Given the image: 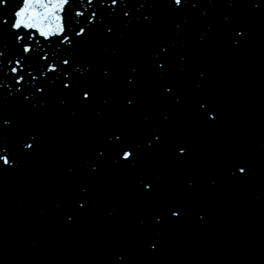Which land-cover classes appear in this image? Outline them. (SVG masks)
Segmentation results:
<instances>
[{
  "label": "water",
  "instance_id": "water-1",
  "mask_svg": "<svg viewBox=\"0 0 264 264\" xmlns=\"http://www.w3.org/2000/svg\"><path fill=\"white\" fill-rule=\"evenodd\" d=\"M173 2L128 0L125 16L123 0L115 12L70 0V43L24 30L34 75L54 61L72 76H26L23 94L8 66L0 76V117L13 121L0 123V154L14 160H0V264H264V0ZM14 32L0 24L9 57Z\"/></svg>",
  "mask_w": 264,
  "mask_h": 264
},
{
  "label": "snow or ice",
  "instance_id": "snow-or-ice-1",
  "mask_svg": "<svg viewBox=\"0 0 264 264\" xmlns=\"http://www.w3.org/2000/svg\"><path fill=\"white\" fill-rule=\"evenodd\" d=\"M94 0H87V4H93ZM104 4L108 6L111 11L115 12L119 5L121 4L122 0H102ZM124 2V15L130 16L131 12L127 9V2L128 0H123ZM174 6L177 7V10H180L183 8L185 3H191L193 7L198 6L199 0H174ZM70 4V0H23V5L20 7H17L14 10V15L11 20V23H9V20L7 16L0 17V24L8 25L10 28L14 29L15 32L13 35L15 38L21 42V52L15 56V57H9L5 55V48L3 46H0V76H3L4 68L5 66H8V75L9 78L13 81L14 84L19 85L17 91L21 92L23 94L24 85L26 83L25 77L27 76V83L31 84L33 81H38L41 76L47 78L48 80H51L52 83H55L56 73L59 70L64 75L71 77L72 71L71 67L64 69L61 68L56 62L51 61L48 64L45 65V71L39 72L37 74H33L34 70L31 67L30 64H28L29 54L33 53V45L31 43H28L25 40V34L24 30L27 31L29 39H34L35 33H39L42 37L46 39H51L53 35H60L62 36V43H70L72 41V37L66 35V26L63 23L64 17L63 13L66 8ZM9 5V0H0V7H3L5 10L7 9V6ZM87 6V5H86ZM116 6V7H113ZM259 6V5H257ZM79 16H85V13L83 11H80L77 13ZM89 26L92 24H95L97 22V12L92 11L88 13V16L86 17ZM102 22V20L100 21ZM35 30V31H33ZM88 29L84 26H81L79 30L75 33L77 36L83 37ZM107 31L109 33L112 32V28L108 27ZM240 35H243L241 32ZM239 43V41H237ZM164 52H167L168 49L164 48ZM43 60L48 61L49 57L47 55H44L41 57ZM158 67L163 69L165 67V63L163 60H159ZM63 65H70V60L68 58H64L62 60ZM77 71H83L82 69H77ZM107 69H105V74H107ZM135 71V69H133ZM49 73H52V76H49ZM15 74V75H11ZM61 85L64 89H71L74 87V84L71 79L62 80ZM9 87H12V85H9ZM3 88V85L0 84V89ZM36 91L39 93L45 92V86L39 85L36 87ZM166 91L168 93H171L173 91V88L171 86L166 87ZM95 92L93 89H82L81 90V99L83 102H91V100L94 98ZM27 99H31V96L27 97ZM66 102V101H65ZM127 103L129 105L133 104V100L129 98L127 100ZM204 107H207V105H204ZM216 113H212V117L215 118ZM0 123L3 125H11L13 123L11 118H4L0 117ZM113 138L115 140H120L121 136L117 134H113ZM34 139V137H33ZM160 136H155V140H159ZM152 141H149V144H151ZM26 148H32V143H26ZM7 150L5 149V152ZM179 153L186 154L187 149L183 146L179 147L178 149ZM135 149L132 146H127L126 148H122L120 150V157L123 161L126 162H132L135 161L136 156L134 155ZM100 155L103 156L104 153L101 151ZM0 160L3 161L4 164H13L14 160L10 159L9 155L7 154H0ZM119 162V161H118ZM240 173L246 174V168L240 167L238 169ZM147 189H152L153 184L147 183L145 185ZM87 191V189H85ZM85 201L81 200L79 202V206L83 208L85 206ZM174 216L179 217L181 215V212L179 210H176L172 213ZM70 220L72 219L71 216L68 217ZM203 217H201L202 219ZM162 219V217L157 216V220ZM152 249H156L157 245L156 243L151 244ZM121 260H123V256L120 257Z\"/></svg>",
  "mask_w": 264,
  "mask_h": 264
}]
</instances>
